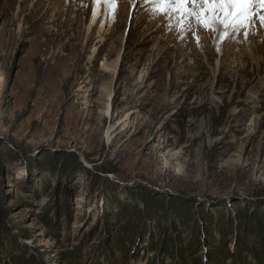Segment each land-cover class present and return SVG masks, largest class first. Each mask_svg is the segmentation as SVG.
Masks as SVG:
<instances>
[{
	"label": "rangeland",
	"instance_id": "obj_1",
	"mask_svg": "<svg viewBox=\"0 0 264 264\" xmlns=\"http://www.w3.org/2000/svg\"><path fill=\"white\" fill-rule=\"evenodd\" d=\"M158 7L0 0V264H264V7Z\"/></svg>",
	"mask_w": 264,
	"mask_h": 264
},
{
	"label": "snow or ice",
	"instance_id": "obj_2",
	"mask_svg": "<svg viewBox=\"0 0 264 264\" xmlns=\"http://www.w3.org/2000/svg\"><path fill=\"white\" fill-rule=\"evenodd\" d=\"M154 5H161L157 11L161 15L171 16L178 14L181 19L185 16L192 18L195 14V19L198 26H203L206 30H215L217 22L224 23L225 28H238L248 18L250 6L255 3H260L264 7V0H152ZM197 3L208 6L202 8L196 14V9L193 7ZM173 5L179 7L173 8ZM264 23V16L259 17Z\"/></svg>",
	"mask_w": 264,
	"mask_h": 264
},
{
	"label": "trees",
	"instance_id": "obj_3",
	"mask_svg": "<svg viewBox=\"0 0 264 264\" xmlns=\"http://www.w3.org/2000/svg\"><path fill=\"white\" fill-rule=\"evenodd\" d=\"M2 200H3V194L0 192V229L3 226V222L7 219V216H6L7 211L4 209ZM128 210H129L128 208H127V210H125V212L128 214V216L126 215L125 218H127L128 220L132 221V220H134V219H132V218H134V214H136L138 212L135 213V211H132L131 209H130V211H128ZM158 228H160V227L158 226ZM159 232L164 233L165 231L160 229ZM136 234H138V228L136 226V222L134 221V224L132 225V227H131V229L129 231L130 241H132L134 239ZM199 234H200L199 233V229H197L195 227H193V228L188 227V229H186V237H185L184 240L187 242L188 250L191 253L197 252L198 249H200V245L201 244L199 243V238H198ZM263 247L264 246H261V245L258 246L259 253L263 252ZM221 251H222L221 247L215 248V251L212 253L214 261L217 262V259H219V260L222 259L223 251L222 252ZM14 259L12 261L13 264H20V262H23V260H24V259H16V260H14Z\"/></svg>",
	"mask_w": 264,
	"mask_h": 264
},
{
	"label": "bare ground",
	"instance_id": "obj_4",
	"mask_svg": "<svg viewBox=\"0 0 264 264\" xmlns=\"http://www.w3.org/2000/svg\"><path fill=\"white\" fill-rule=\"evenodd\" d=\"M255 3V2H254ZM256 4V6H258L259 7V5H261L260 3H255ZM175 7H179V5H174ZM203 7L205 8V7H208V6H205V5H203ZM199 12L201 11V10H198ZM196 14H198V13H196ZM195 16V14L192 16V17H194ZM167 17V16H166ZM184 18H186L185 20H181V18H180V16L178 15V16H175V14H173L172 16H171V19H172V22L171 23H173V22H176V21H178V20H180L181 21V23L180 24H182L183 25V23H185V22H187V16H185ZM169 19V18H168ZM170 22V21H169ZM223 27H225L224 26V24H223ZM221 31H222V29H221ZM255 52V51H254ZM256 53V52H255Z\"/></svg>",
	"mask_w": 264,
	"mask_h": 264
}]
</instances>
